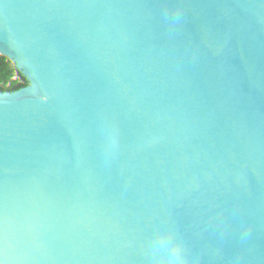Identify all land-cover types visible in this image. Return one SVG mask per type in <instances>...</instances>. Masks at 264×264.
<instances>
[{
    "label": "water",
    "instance_id": "1",
    "mask_svg": "<svg viewBox=\"0 0 264 264\" xmlns=\"http://www.w3.org/2000/svg\"><path fill=\"white\" fill-rule=\"evenodd\" d=\"M264 264V0H0V264Z\"/></svg>",
    "mask_w": 264,
    "mask_h": 264
},
{
    "label": "clouds",
    "instance_id": "2",
    "mask_svg": "<svg viewBox=\"0 0 264 264\" xmlns=\"http://www.w3.org/2000/svg\"><path fill=\"white\" fill-rule=\"evenodd\" d=\"M169 264H181L179 250H175L170 254Z\"/></svg>",
    "mask_w": 264,
    "mask_h": 264
}]
</instances>
